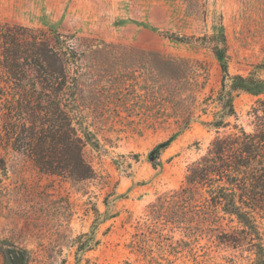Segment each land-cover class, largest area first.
Here are the masks:
<instances>
[{
  "label": "rangeland",
  "instance_id": "1",
  "mask_svg": "<svg viewBox=\"0 0 264 264\" xmlns=\"http://www.w3.org/2000/svg\"><path fill=\"white\" fill-rule=\"evenodd\" d=\"M5 22L76 51L70 68L92 132L84 157L94 175L73 180L47 173L24 153L5 149L0 237L7 242L0 264H15L13 252L24 264L257 259L250 240H225L237 227L228 214L216 219L200 201L173 191L217 135L207 122L222 110L224 72L203 37L221 24L229 73L248 79L226 78L237 114L224 119L252 129L249 111L264 98V0H0ZM170 137L168 147L152 154ZM259 222L264 238V217Z\"/></svg>",
  "mask_w": 264,
  "mask_h": 264
},
{
  "label": "trees",
  "instance_id": "2",
  "mask_svg": "<svg viewBox=\"0 0 264 264\" xmlns=\"http://www.w3.org/2000/svg\"><path fill=\"white\" fill-rule=\"evenodd\" d=\"M44 36L26 26L0 24V184L8 174L4 155L8 147L24 153L47 173L73 180L94 175L84 157L85 145L93 140L92 132L85 127L80 113L78 78L70 68V58L76 51L70 45L65 49L53 45ZM203 38L213 44L224 72L219 97L222 110L207 122L217 135L205 152L189 164L181 188L173 193L185 201H200V207L216 219L221 212L228 214L237 227L225 240L237 245L250 240L257 259L245 264H264L259 222V217H264V98L258 99L249 111L251 130L226 121L224 116L237 114L234 95L230 90L225 93L226 78L242 82L248 79L229 73L223 24ZM227 127L233 130L221 131ZM173 139L157 145L152 154L160 153ZM6 242L0 237V246ZM90 246L86 243L85 250Z\"/></svg>",
  "mask_w": 264,
  "mask_h": 264
},
{
  "label": "water",
  "instance_id": "3",
  "mask_svg": "<svg viewBox=\"0 0 264 264\" xmlns=\"http://www.w3.org/2000/svg\"><path fill=\"white\" fill-rule=\"evenodd\" d=\"M13 258L15 260V264H24L22 257L17 252H13Z\"/></svg>",
  "mask_w": 264,
  "mask_h": 264
}]
</instances>
